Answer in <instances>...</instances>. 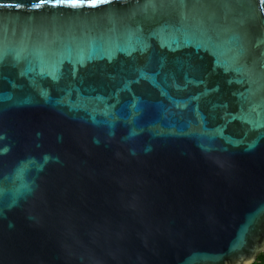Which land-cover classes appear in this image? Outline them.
I'll list each match as a JSON object with an SVG mask.
<instances>
[{
  "label": "snow or ice",
  "instance_id": "6c2138e0",
  "mask_svg": "<svg viewBox=\"0 0 264 264\" xmlns=\"http://www.w3.org/2000/svg\"><path fill=\"white\" fill-rule=\"evenodd\" d=\"M45 2H46V0H40V4H43ZM61 2L62 3H68V4L72 5V6L79 7L84 2V0H57V3H61ZM88 2L90 3L91 6H95L96 0H88ZM9 6L19 7L20 5L17 4V5H9ZM13 86L15 87L16 85L14 84ZM45 94H46V90L42 89L41 90V95H45ZM26 102H30V100L26 101ZM248 122L249 123H254L253 121H248ZM262 126H264V125H262ZM254 147H255V144H250L248 146V150H251ZM3 151L6 152L7 149H4ZM21 171H23V170H21ZM242 242H243V237H241V245L240 246H242ZM215 258L219 259V257H215Z\"/></svg>",
  "mask_w": 264,
  "mask_h": 264
}]
</instances>
